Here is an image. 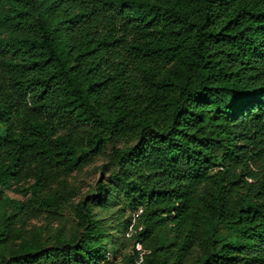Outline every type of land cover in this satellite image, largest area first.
Returning <instances> with one entry per match:
<instances>
[{"label":"trees","instance_id":"16d2710c","mask_svg":"<svg viewBox=\"0 0 264 264\" xmlns=\"http://www.w3.org/2000/svg\"><path fill=\"white\" fill-rule=\"evenodd\" d=\"M95 207L127 263L264 264V0H0V264L118 254Z\"/></svg>","mask_w":264,"mask_h":264},{"label":"rangeland","instance_id":"374dc122","mask_svg":"<svg viewBox=\"0 0 264 264\" xmlns=\"http://www.w3.org/2000/svg\"><path fill=\"white\" fill-rule=\"evenodd\" d=\"M104 160L97 159L93 163L84 166L80 171L72 173L67 179V191H70L71 198L69 202L64 206L60 215H55L52 217H46L45 214L38 216H28L25 217L22 222H18V225L23 226L26 229H33L38 226H47V228L56 229L61 227L63 232L70 233L76 229V219L74 216V205L81 200H89L91 194H94L95 184L98 180L106 179L108 174L101 172L99 165ZM6 193L13 198H20V194L6 191ZM94 211L106 220L108 231H111L114 235L115 241L120 247V251L116 255H108L107 259L101 261L100 264H141V256L143 254L140 251L139 259L135 263H127L122 257L125 253L132 251V246L124 248L126 245L125 238L123 234L125 232L123 228V219L120 217L115 209H102L95 207ZM129 216L127 212L126 217ZM122 223V224H121ZM54 231V230H52ZM130 227L127 229L126 233H129ZM127 236V234H126ZM135 249H140V245H135Z\"/></svg>","mask_w":264,"mask_h":264},{"label":"built area","instance_id":"2783aa9c","mask_svg":"<svg viewBox=\"0 0 264 264\" xmlns=\"http://www.w3.org/2000/svg\"><path fill=\"white\" fill-rule=\"evenodd\" d=\"M140 211H141V210H139L137 213H135V214H134V216H137V215H138V213H139Z\"/></svg>","mask_w":264,"mask_h":264}]
</instances>
